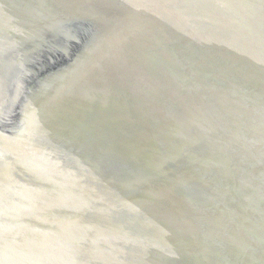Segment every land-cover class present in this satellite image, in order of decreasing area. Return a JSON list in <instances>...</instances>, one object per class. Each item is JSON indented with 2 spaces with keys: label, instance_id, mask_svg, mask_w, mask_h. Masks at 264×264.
Wrapping results in <instances>:
<instances>
[{
  "label": "bare ground",
  "instance_id": "6f19581e",
  "mask_svg": "<svg viewBox=\"0 0 264 264\" xmlns=\"http://www.w3.org/2000/svg\"><path fill=\"white\" fill-rule=\"evenodd\" d=\"M261 20L264 0H0V51L32 46L0 78V122L24 104L0 264H264Z\"/></svg>",
  "mask_w": 264,
  "mask_h": 264
},
{
  "label": "water",
  "instance_id": "95a60500",
  "mask_svg": "<svg viewBox=\"0 0 264 264\" xmlns=\"http://www.w3.org/2000/svg\"><path fill=\"white\" fill-rule=\"evenodd\" d=\"M106 4H109V3L107 2ZM120 6H121V4H120ZM86 11H90V8H88ZM256 13L260 14L258 12H256ZM78 15L80 17L88 18L90 20L92 19V21H94V22H97V21L102 22L101 19H103L100 17V16H103L100 13H95V16H93L91 14L92 16H90V17L82 16L80 14H78ZM261 16H263V15H261ZM104 17L108 19V16H104ZM1 18H3V17H1ZM261 21L264 22V20H261ZM103 25H106L105 26L106 28L110 27V23H105ZM21 44H22L21 46H16V44H14L11 48L6 45L9 49H4V50L0 51V78H3V80H4V81H2L3 84H2V82H0V87H1V84L3 86L2 87V89H3L2 93L3 92H10L12 90V88H13L12 87V80H10V78H12V75L17 76V77L19 76V78L23 75L21 72L23 68L20 67V69L18 70V67H19V65L17 64L18 58L23 52L30 50L32 48V46L30 45L31 43L27 42V41H26V43L23 42ZM74 54H76L75 51L71 52V55H69V56L66 55L65 59H64V57L62 59H61V57L60 58L57 57V60H54L55 62L50 61L49 59H43L41 57H37V59L34 60L35 62L32 63L33 69H35V68L37 69L35 72L36 76L33 74L31 76L29 74L28 75L29 77L30 76L33 77L30 79L29 82L34 80V78L37 77L39 74H44L46 72H49L51 69L54 71L57 69L61 70V68L64 64H67L68 61L70 62L72 55H74ZM24 62H25V60L22 63L25 64ZM28 76L25 75L24 77L28 78ZM5 79H7V81ZM29 82L27 84H29ZM14 85H15V82L13 83V86ZM25 89L26 88H24L23 90H25ZM7 95L8 94H6V96ZM20 104L22 106L24 105L21 103V99L18 101L17 105H15V107H13V110H12L13 114H12L11 118L6 120L5 123L0 122V130L1 131L9 133V135L14 134L13 132H16L21 127V125H24L21 123V120H20L21 119L20 115L23 112V110H22L23 108L21 107ZM5 109H6V107H4L3 110H5Z\"/></svg>",
  "mask_w": 264,
  "mask_h": 264
}]
</instances>
